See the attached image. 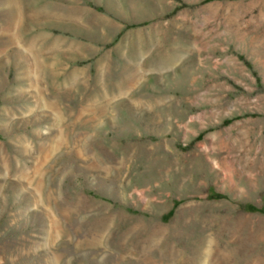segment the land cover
<instances>
[{
    "label": "rangeland",
    "instance_id": "374dc122",
    "mask_svg": "<svg viewBox=\"0 0 264 264\" xmlns=\"http://www.w3.org/2000/svg\"><path fill=\"white\" fill-rule=\"evenodd\" d=\"M0 264H264V0H0Z\"/></svg>",
    "mask_w": 264,
    "mask_h": 264
}]
</instances>
